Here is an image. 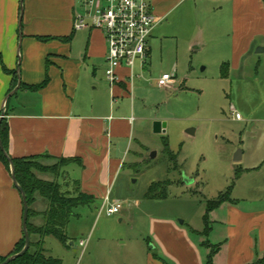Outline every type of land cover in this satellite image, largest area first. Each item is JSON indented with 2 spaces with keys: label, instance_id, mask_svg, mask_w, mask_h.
Listing matches in <instances>:
<instances>
[{
  "label": "crops",
  "instance_id": "1",
  "mask_svg": "<svg viewBox=\"0 0 264 264\" xmlns=\"http://www.w3.org/2000/svg\"><path fill=\"white\" fill-rule=\"evenodd\" d=\"M180 1H154L159 23L148 40V62L143 70L152 62L154 48L150 40L158 43L156 40L166 35L163 22ZM217 2L219 6L214 8L213 20L206 22L203 36L218 41L216 37L229 35L230 52L224 64L238 73L253 48L261 45L257 52L264 58L263 0ZM80 4V0H23L22 12L21 0H0V112L2 115L7 111L4 117L9 124V152L13 157L46 154L78 158L80 163L62 168L63 178L58 182L63 191L72 195L80 191L102 205L109 190L114 200H120L114 188L127 159L132 156L136 165L144 157L141 149L145 146L140 134H136L133 116L142 112V107L120 102L132 97L134 81L128 78V68L119 69L120 80L114 87L109 84L104 33L92 28L75 30V13ZM256 36L261 40L255 42ZM4 67L16 70L21 84L37 85L47 77L49 80L36 90L20 85L4 106L7 95L17 86L13 87V74ZM175 83L163 88L171 90ZM156 85L159 86L157 81ZM138 119L143 123L149 117L140 113ZM133 145L138 148L134 150ZM157 151L165 154L164 145L155 151L156 155ZM254 189L251 188L254 193L259 192V188ZM263 198L233 197L235 203L225 202L210 212L209 239L212 244L220 243L214 264H251L264 256ZM34 208L43 210L45 204L38 200ZM23 213L22 194L13 182L12 171L0 159V255L11 253L23 237ZM186 222L154 216L151 231L157 244L155 250L159 247L169 263L204 264L209 249L200 244L205 238L190 233V228L203 229L190 224L187 229L183 227ZM151 261L163 264L152 257Z\"/></svg>",
  "mask_w": 264,
  "mask_h": 264
},
{
  "label": "rangeland",
  "instance_id": "2",
  "mask_svg": "<svg viewBox=\"0 0 264 264\" xmlns=\"http://www.w3.org/2000/svg\"><path fill=\"white\" fill-rule=\"evenodd\" d=\"M216 6L217 0H181L163 22L166 35L158 43L150 40L151 64L144 70L140 63L134 66L132 97L120 102L142 107L133 116L144 157L135 165L130 156L119 173L114 193L123 202L120 213L107 215L98 202L80 205L66 229L69 247L54 236L46 237L47 253L63 264H152L157 246L151 231L154 216L180 224L187 221L183 227L190 224L202 230L206 200L220 192L231 188L233 197H264V58L257 52L262 46L247 55L241 72L230 68L224 72L229 35L216 37L218 41L203 36ZM260 40L255 37V42ZM163 73L175 75L173 89L156 85ZM237 110L242 120L234 118ZM140 113L149 119L140 122ZM160 120L167 123L165 133L154 132V122ZM165 140L177 154L180 169H169L170 162L161 152L151 157L153 151L163 149ZM239 150L243 159L235 161ZM40 161L46 167L57 162ZM37 174L51 179L50 174ZM188 177L194 178L190 185ZM154 182L167 185L166 198L145 196Z\"/></svg>",
  "mask_w": 264,
  "mask_h": 264
},
{
  "label": "trees",
  "instance_id": "3",
  "mask_svg": "<svg viewBox=\"0 0 264 264\" xmlns=\"http://www.w3.org/2000/svg\"><path fill=\"white\" fill-rule=\"evenodd\" d=\"M38 38L43 41L49 40V37ZM228 68V64L225 63L223 65L224 72H226ZM4 69L13 74V87H15L18 84V74L16 70L11 71L6 67H4ZM48 80L47 77L44 82L37 85H27L22 82L21 86L23 88L36 90L46 86ZM5 114H7V111H5ZM0 138L3 141L5 150L13 160L17 181L24 189L29 203L28 231L31 238L30 247L24 255L16 258L8 264H63L62 259L56 258L47 253L45 239L47 236H54L64 246L69 247V237L66 229L72 215L74 214V208L80 205H90L94 202V198L91 195L81 193L80 191H77L76 195L63 191L62 185L57 180V177L61 175V170L64 166L75 162L80 163L81 161L78 158H56L46 154L13 157L9 152V124L5 117H3L0 124ZM164 153L170 162L169 169H180L177 164V154L170 149L167 140L164 141ZM0 159L6 167L11 170V163L2 151L1 146ZM42 159H53L57 162L50 167H46L41 163L40 160ZM37 173L50 174L51 179H43L39 177ZM238 174L239 173H237V175ZM167 193V185L163 184L161 186L160 182H154L149 186L146 197L166 198ZM38 200H42L45 204L43 210L34 208V204ZM225 202H236L232 197L231 188L220 192L218 196L213 199L206 200V211L203 215L204 227L202 231H196L195 229L190 228L191 235H200L205 238L200 244L209 249L204 264H214V256L220 250V243L212 244L209 239L212 230L209 216L210 212L220 207ZM36 218H40L41 221L39 223L35 222ZM25 243L26 240L23 234V237L17 242L11 253L6 256L0 255V263L5 261L10 255L20 252L25 246ZM152 251H154L153 255L156 259L162 261L163 264H170L166 258L155 251V248ZM251 264H264V256Z\"/></svg>",
  "mask_w": 264,
  "mask_h": 264
},
{
  "label": "built area",
  "instance_id": "4",
  "mask_svg": "<svg viewBox=\"0 0 264 264\" xmlns=\"http://www.w3.org/2000/svg\"><path fill=\"white\" fill-rule=\"evenodd\" d=\"M83 11L75 13L74 28L99 29L107 44L105 74L114 87L120 80L119 69L128 68V78L133 80V68L137 63L145 67L148 62V40L159 23L154 13L155 0H80ZM80 7V6H79ZM160 87H171L175 83L173 73H163L157 80ZM234 117L242 120L240 112ZM107 215L122 211L123 202L114 200L109 190L101 205Z\"/></svg>",
  "mask_w": 264,
  "mask_h": 264
},
{
  "label": "water",
  "instance_id": "5",
  "mask_svg": "<svg viewBox=\"0 0 264 264\" xmlns=\"http://www.w3.org/2000/svg\"><path fill=\"white\" fill-rule=\"evenodd\" d=\"M21 3H22V12H23V0H21ZM18 72H19V69H18ZM20 85H21V79H20V74L18 73V84L15 87V89L13 91H11L7 95V97H6L5 101H4V106H5L6 102H7V100L14 94L15 91H17V89L20 87ZM4 116H5V111H3L2 115L0 116V124H1L2 119H3ZM166 126H167V123L166 122H163V121H155L154 122V132L155 133L165 132L166 131ZM187 131L189 133H193L194 132L193 129H188ZM0 146H1L2 151L4 152V154L6 155V157L8 158V160L11 163L12 179H13L14 184L16 185V187L20 190V192L22 194L23 205H24V213H23V233H24V237H25L26 243H25V246L23 247V249L20 252L15 253L13 255H10L9 257H7V259L5 261H3L2 263H0V264H8V263L12 262L13 260H15L16 258L24 255L28 251V249L30 247L31 238H30V234H29V231H28L29 203H28L27 195H26L24 189L19 185V183L17 181L16 175H15V169H14L13 160L9 156V154L7 153V151L5 150V147H4V144H3V141L1 140V138H0ZM155 156H156V152L153 151L152 154H151V157H155ZM241 158H242V151L239 150L236 153L234 159H235V161H239V160H241ZM190 182L191 181L189 180V183ZM180 222L183 223L184 221L181 220ZM71 244H73V242Z\"/></svg>",
  "mask_w": 264,
  "mask_h": 264
}]
</instances>
